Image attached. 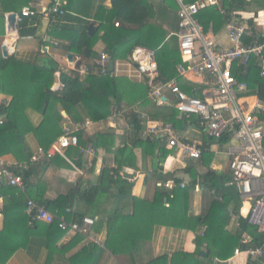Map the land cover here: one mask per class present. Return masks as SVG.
<instances>
[{
	"label": "trees",
	"instance_id": "1",
	"mask_svg": "<svg viewBox=\"0 0 264 264\" xmlns=\"http://www.w3.org/2000/svg\"><path fill=\"white\" fill-rule=\"evenodd\" d=\"M1 1L7 3V9L12 11L20 10L22 6H27L32 2V0ZM84 1L86 0H66V5L62 6L66 14L52 20L53 31L61 30L64 35L70 36L68 51L81 56L85 55V50L91 51L97 41V34L91 38L87 36L86 31L90 24L87 18L90 14L87 12ZM110 4L109 8H102L104 15L102 14L103 17L99 19L101 23L103 22L101 39L110 61L114 63L117 60H126L136 48H147L154 53L157 62L158 77L154 81L155 84L175 80L178 87L188 95L198 96L196 91H192L188 82L178 77L175 69L176 65L181 62L177 39L171 35L178 30V6L175 0H110ZM223 6L226 17L221 16L214 8L201 11L198 17L203 23L205 31L210 25L225 24L228 19L242 23V14L252 12L256 15L258 10L264 11V0H223ZM24 19L23 24L29 29L21 30L20 36L26 34L34 36L40 17ZM115 23L118 24V27H115ZM247 23V25H251L252 19ZM90 58H92L91 53L89 54ZM250 66L248 80L257 86V97L259 101L263 102L264 78L259 77L256 65ZM53 71L47 67H28L18 61L15 56L8 59L0 57V94L10 97L7 105L0 106V115L3 118V123L0 125V157L9 153L6 140L17 137L21 139L29 155L21 166L16 165L11 168L14 174L22 178L25 193L19 192L15 187L0 184V195L4 197L3 203L0 205V213L4 217L3 230L0 232V264H4L19 248L30 251L36 246H44L47 251L51 252L52 247L56 249L58 241L67 234L66 231L58 228L57 222L51 225L40 222L30 223V218L25 212L27 197L49 212L56 211L58 216L65 215L68 222L83 217H97L93 230L99 231L103 225L105 226L106 238L102 242L103 247L88 243L76 254L70 256V264H99L106 254L113 257L123 256L125 259H131H128L129 262L131 261L128 264H138L135 260L136 256H140L147 249L150 227L155 224L194 229V226L199 223L206 226L203 237L199 239L201 242L208 241L217 227L216 222L214 219L208 222L206 217L200 220L189 218L186 207L187 193L178 189L173 191L156 189L151 199L141 200L132 197L131 185L128 182L113 181L109 178L108 170H103L101 174L102 185L100 187L76 185L70 189L69 193L59 195L54 201L44 200L46 188L41 185L48 180L45 177L47 171L52 167L67 169L71 166L60 156H54L50 160L34 161L35 152H30L27 136L32 135L36 139L38 147L48 150L50 145L62 135V125L65 120L61 115L62 110L67 114L68 119H72L76 123L82 120L78 113L79 107H83L86 116L91 120H98L101 118V110L108 113L111 106H117L122 111L121 103L125 102L127 106L135 104L137 100L134 99L136 96L133 91L138 92L140 96L144 92L142 100L147 97L146 93L149 91L147 79L144 80L145 86L142 85L137 89L138 85L134 86L127 79H117L110 73L101 76L88 75L82 81L76 73L72 72L70 75L62 73L60 90L53 93L46 87L48 80L52 78ZM252 77L254 78L252 79ZM28 110L41 114L42 120L38 127L33 128L30 125L26 116ZM146 113L153 120H161L174 126L178 122L176 111L171 107H153L147 109ZM129 117L133 129L139 132L141 127L137 116L131 114ZM78 137L81 145L89 142L95 149L99 147L105 148L107 151L113 148L115 139L111 133L99 135L92 140L85 138L82 133H78ZM225 142L227 140L223 138L218 143ZM137 145L146 147L147 154H153L154 145L151 143L139 140ZM158 149L163 160L167 157L168 151L164 147ZM66 154L73 161V165L82 166L83 155L78 148L70 147L66 150ZM114 158L117 170L123 166L138 168L134 148L116 149ZM204 161L206 164V158ZM155 177L157 181L161 179L157 174ZM192 178L198 182L196 175H192ZM203 180L208 190L224 189V178L212 171H208ZM174 181L178 185L179 181ZM199 184L202 186L201 182ZM199 184L196 183V185ZM100 194L108 197L109 203H111L110 210L105 208L107 205L100 207L97 199ZM231 194L234 200L233 211L239 214L242 203L237 192L233 191ZM120 199L129 202L134 217L133 222L123 224L115 222L116 219L112 213ZM180 200H182V204H180ZM73 204H76L74 214H65L66 208ZM240 222V232H248L252 236V243L257 247L264 248V234L258 233L254 227L247 225L244 217H240ZM39 224L47 227L44 240H37L35 236L36 227ZM200 241L197 240V244H201ZM238 242L239 236L234 239L232 249L238 245ZM212 246L214 248H210V246L207 248L208 258L212 255L224 258L222 255L224 250L218 248L216 244ZM196 257L200 260L205 259L201 258L199 253L194 255L182 253L171 259L162 257L150 260L145 264H187V261ZM45 264H49L47 260ZM248 264H264V258L258 261L250 259Z\"/></svg>",
	"mask_w": 264,
	"mask_h": 264
},
{
	"label": "crops",
	"instance_id": "2",
	"mask_svg": "<svg viewBox=\"0 0 264 264\" xmlns=\"http://www.w3.org/2000/svg\"><path fill=\"white\" fill-rule=\"evenodd\" d=\"M55 1L56 0L37 1L39 6L37 8L36 16H39L40 19L36 27L35 35L30 36L26 34L24 36H20L19 32L21 30L27 31L29 29L28 26L23 24L25 22V19H23L21 21H17L16 23L18 32L17 38L11 37V35L7 33L6 15L10 13L18 14L22 9L28 7V5L22 6L20 10L12 11L7 9V3L2 1L0 2V57L2 59H8L12 56H15L18 61L23 62L28 67H47L51 70H54L52 73V78L49 79L46 84L47 89L53 93H57L60 90V76L62 73L68 75H70L72 72L76 73L79 76V79L82 81L85 80L88 75L98 76L93 72L100 61V55L105 54L109 58L105 52V45L101 39L103 35V31L101 30L103 22L101 23V20L99 19L104 15L102 8H109L111 5L110 0H86L83 2L84 5L86 4L87 6V12L90 14L87 20L90 24L94 23L97 27L95 33L92 35L94 36L97 34V41L91 48V51L88 50V56L85 57V55L81 56L77 53L68 51V47L70 45L69 35H64L61 30L53 31L52 20H56L57 16L47 14L46 10ZM59 1L62 6L66 5V0ZM62 9L64 10V8ZM46 18L49 19V25L46 27L44 36L40 37L37 34L38 29L40 28L41 21ZM242 19L244 25L248 27L250 33L246 35L244 42H250L252 44L260 42L264 35V11L258 10L256 15L252 12L242 14ZM251 19L252 24L247 25V22ZM62 24L64 23L62 22ZM206 32L211 34V37H213L219 46H230L226 36L224 24L216 23V25H210ZM4 44L8 46L7 58H4L2 55V47ZM136 50L147 49L139 47L136 48L131 54L132 56L135 54V58H137V60L143 61V54L136 53ZM69 53L81 56V67L79 69H75L74 63L70 64L67 61L66 57ZM90 53L92 54V58L89 59ZM87 58L89 60H86ZM109 62H111L110 59ZM123 62H128L131 64L133 71L127 70L126 72L116 75V65L118 63L122 64ZM112 64L113 72H108L112 74V76L116 77L117 79H127L134 86L138 85L137 89L142 85L145 86L144 76L137 72V65L131 59V56H128L126 60H117L114 63L112 62ZM253 78L254 77H252V79ZM181 79L185 82H188L192 89L202 88L201 84L206 81L205 78L197 77L192 74H189L187 77ZM248 81L250 84V90L246 95H244V101L246 104L251 106L259 101V99L257 97V86L254 83H251L250 80ZM133 92L136 96L134 99L137 100V102L132 106H127L125 102L121 103L124 116H120L118 119H115L113 126H110L111 123L107 120V116H109L110 111L105 113L103 110H101V118L98 120H91L86 116V112L83 107H79L78 113L82 118L81 122L89 119L93 122L101 123L100 128L94 126L87 131L81 132L82 135H84V137L88 140H92L99 135L111 133L115 138L113 148L108 151L105 148H96L98 155L90 161L92 163V168L88 167V157L82 156V166L77 167L73 165V161L70 157H67L66 154L65 156L67 160L65 159V161L70 164V168L64 169L62 167H52L45 174V177L48 178V180L43 182L44 184L41 185L43 188H46L44 200L54 201L59 195H65L69 193L70 189L76 185H81L83 187H100L102 185L100 178L103 170H108L110 167H115L117 169L114 151L122 147H129L131 149L134 148V153L137 156L136 165L138 168L123 166L121 169L117 170V172H120L122 169H128L134 173L131 176L133 181L130 183L132 197L141 200L151 199L156 189L166 191L178 189L187 193L186 207L188 209L189 218L200 220L206 217L208 222L214 219L217 226L214 229V234L208 238V241L204 240L201 242L199 238L203 237L204 231L206 230L205 225L203 226L198 223L196 226H194V229H191V227H173L158 224L152 225L150 227L147 249H145L140 256H136V262L138 264H145L148 261L157 258L167 257L168 259H171L173 256L182 253L188 255L199 253L201 258H205L204 260H200L198 257H196L187 261V264H248L250 259L244 252L241 251V253L238 255L234 254L235 249L241 247L239 242L238 245H235L232 249V243L234 242V239L239 236L240 241L241 234L243 233H241L240 229L236 227V218L238 216L245 217L248 208L241 202L242 205L239 214H236L233 211L234 200L231 197V193H233L235 190L226 186L228 180L230 179L228 161L227 170L225 172H223L220 168L215 167L213 164L214 157L217 153H219V150L223 148L224 145L207 138L199 130L196 123L192 119L191 122H193V124L191 126H186L184 122L178 121L175 127L177 134L184 140L203 143L206 146L207 152L200 160H188L179 157L172 160L171 157L169 158L170 154L168 150L167 157L162 160V154L158 148H163V146L154 144H152L154 145L153 154H147L148 149L146 147H140L137 145V141L139 140L141 142H145L142 139L140 131L137 132L133 129L130 117L128 118L126 115H128L131 108H138V110L143 113H146L147 109L153 107L173 108L175 99L168 91H165L164 98L162 99L165 104L160 106L155 100L149 98L148 92L147 97L150 100L147 97L144 100L141 99L142 95H144V92H142L141 96L138 94V92ZM9 101V96L0 94V106L7 105ZM63 114L65 116H63ZM61 115L65 119L62 126L69 123H76L74 120L68 119L67 114L63 110L61 111ZM26 116L33 128L38 127V125L41 123L42 116L36 111L28 110ZM27 144L30 152L32 153L36 152V150L39 148L36 139L32 135L27 136ZM6 145L8 147L9 153L0 157L1 160L6 162L7 165L11 166V168L13 166L25 163V158L29 157V155L28 150L25 148L20 138L17 137L11 140H6ZM204 158H206V164ZM208 171H212L213 173L224 178V189H207L203 177ZM155 174L159 175L161 179L157 181ZM192 175H196L198 182L192 178ZM174 180L179 181L178 185ZM169 181H172L175 185L173 189L158 187V184ZM199 182H201L202 186H200ZM196 183L199 185H196ZM181 184H183L185 187L181 188ZM3 198L4 197L0 195V205L3 203ZM97 199L100 207L107 205L105 208L110 210L111 203H109L110 201L108 200V197L100 194L99 198ZM180 204H182V200H180ZM112 215L116 219L115 222L117 224L131 223L134 221L130 204L125 199L119 200L118 204L115 205ZM3 219L4 217L0 213V232L3 230ZM191 225L193 224L191 223ZM36 228V239L44 240L46 237L47 227H45L43 224H39ZM92 237L103 242V240L106 238L105 226L103 225L99 231L93 230ZM197 240L200 241L201 244H197ZM88 243L91 242L87 237L80 234L69 233L58 241L56 249L52 247V253L47 251L44 246H36L31 250L29 249L30 251L19 248L7 261H5L4 264H45L46 260L49 264H70V256L76 254L81 248L87 246ZM213 244H216L218 248L220 247L224 250V253L222 252L224 258H219L216 255H212L210 258H208L209 253L207 248H209V246L210 248H214L212 246ZM128 259L129 258L125 259L123 256L113 257L110 254H106L99 264H128L129 260H131Z\"/></svg>",
	"mask_w": 264,
	"mask_h": 264
},
{
	"label": "built area",
	"instance_id": "3",
	"mask_svg": "<svg viewBox=\"0 0 264 264\" xmlns=\"http://www.w3.org/2000/svg\"><path fill=\"white\" fill-rule=\"evenodd\" d=\"M39 0H32L28 7L20 13L24 18H32L37 14ZM178 6V30L172 35L177 39L178 51L181 62L175 67L178 77L185 78L189 74L205 78L202 88L193 89L198 96H190L181 90L175 80L155 84L158 77L157 62L154 53L148 50H136L143 54L144 60L139 61L135 54L131 59L137 65V72L149 79V97L160 106L165 102L164 92L168 91L175 99L173 106L176 111V120L191 126L193 119L199 130L210 140L219 142L229 147L228 168L230 179L226 186L237 192L240 201L247 206L245 215L247 225L254 227L260 234H264V101H257L249 106L244 101V95L250 90L248 81L250 65L258 67L259 77L264 78V35L258 43H245V37L249 33L244 23L228 19L224 27L229 41V47L219 46L211 34L204 29L199 19V14L208 8H214L221 16L226 17L223 0H175ZM45 12V11H44ZM47 14L62 17L66 14L59 0H56L46 10ZM118 27V24H114ZM109 58L105 54L100 55V61L94 70V74L101 76L109 72ZM258 100V99H256ZM107 120L114 125V120L124 116L117 106H111ZM135 114L140 125V133L145 142L163 146L169 151L172 160L179 157L188 160H200L207 152L203 143L184 140L177 134L176 127L171 123L161 120H153L138 108H131L126 117ZM3 118L0 115V125ZM101 127L100 122L89 119L81 123H69L63 126V132L49 147L44 150L39 147L34 156V161L50 160L54 156L66 159L65 152L70 147L80 150V153L88 157V167L92 168L91 159L98 155L97 149L87 142L79 144L78 133L90 128ZM67 160V159H66ZM19 164L17 166H21ZM109 178L113 181H133L134 174L128 169L117 172L115 167L108 169ZM0 184H6L25 193L22 178L11 170V166L0 159ZM158 187L173 189L172 181L158 184ZM181 188L185 186L180 185ZM76 204L66 208L65 214L73 215ZM25 212L30 218V223L40 222L51 225L57 222L59 229L67 234H80L100 247L102 241L92 237L96 218L83 217L81 219L67 221L65 215L49 212L43 206L38 205L30 198H26ZM236 227L241 228L240 216L236 218ZM239 245L234 254L244 252L251 260L264 258V248L252 243V236L243 232Z\"/></svg>",
	"mask_w": 264,
	"mask_h": 264
},
{
	"label": "water",
	"instance_id": "4",
	"mask_svg": "<svg viewBox=\"0 0 264 264\" xmlns=\"http://www.w3.org/2000/svg\"><path fill=\"white\" fill-rule=\"evenodd\" d=\"M24 17L23 15L19 12L18 14L10 13L6 15V21H7V33L11 35V37H18V32H17V21L23 20ZM49 25V19H43L40 23V28L38 29V35L41 37L44 36L46 27ZM97 27L95 26L94 23H91L89 27L87 28V36L91 37L93 33H95ZM89 51L85 50V57L88 56ZM2 55L4 58L8 57V46L6 44L3 45L2 47ZM67 61L71 64L74 63L75 69H79L81 67V56L74 55V54H67ZM109 72H113V64L112 62H109L108 66ZM63 116H65L63 114Z\"/></svg>",
	"mask_w": 264,
	"mask_h": 264
},
{
	"label": "rangeland",
	"instance_id": "5",
	"mask_svg": "<svg viewBox=\"0 0 264 264\" xmlns=\"http://www.w3.org/2000/svg\"><path fill=\"white\" fill-rule=\"evenodd\" d=\"M142 48V47H140ZM145 49V48H144ZM147 49V48H146ZM148 50V49H147ZM150 51V50H148ZM127 70H132V66L131 64H129L128 62H123L122 64L121 63H118L116 65V70H115V74L116 75H119L121 74L122 72H126ZM147 79L148 80V83L147 85L149 86V79L147 77L144 76V80ZM147 95V93H146ZM148 96H149V91H148ZM148 98V97H147ZM150 98V97H149ZM148 98V99H149ZM150 100V99H149ZM218 143V142H217ZM229 147L224 145L223 148H221L219 150V153L216 154V156L214 157V160H213V164L215 165V167L217 168H220L223 172H225L227 170V161H228V156L226 155V151H227V148Z\"/></svg>",
	"mask_w": 264,
	"mask_h": 264
}]
</instances>
